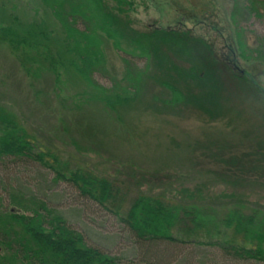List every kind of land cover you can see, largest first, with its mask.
<instances>
[{"label": "rangeland", "instance_id": "obj_1", "mask_svg": "<svg viewBox=\"0 0 264 264\" xmlns=\"http://www.w3.org/2000/svg\"><path fill=\"white\" fill-rule=\"evenodd\" d=\"M260 1V10H264V0ZM132 5L126 16L139 33H148L151 28L184 30L211 44L223 60L229 57V45L235 48L234 42L229 43L230 38L235 39L230 22L233 0H133ZM43 14L54 38L60 36L48 11L43 10ZM23 18L32 21L33 17L27 12ZM239 26L245 49L258 47L264 38V15L248 18ZM144 41L147 44V39ZM101 45L106 72L96 75L95 81L103 90L89 87L68 71L57 92L48 76L36 85L30 84L5 47L0 46V109L14 116L71 167L88 170L120 186L116 197L123 212L132 200L143 195L163 196L179 205L193 201L209 207L218 217L235 207L246 213L256 210L264 219V164H260L262 171H256L259 159L250 155L256 147L264 148V95L258 93L253 98L250 89H243V97L231 93V111L228 113L224 106L222 113H212L213 117L190 105L164 106L172 99L161 84L172 81L158 76L160 71L153 61L135 101L120 106L115 104L111 88L128 87L123 77L135 66L142 68L143 63L135 58L141 49L135 44L123 45L125 54L112 48L111 41L104 40ZM182 47H172L171 52L189 56V49ZM124 58L133 65L127 68ZM259 63L247 62L241 56L236 60L237 68L252 74H247L248 79L264 92V62ZM197 70L199 67L189 69L190 73ZM188 84L194 85L192 81ZM175 85L185 91L180 82ZM231 158L239 162L237 167L226 166ZM260 159L264 163V154ZM239 166L243 173L236 170ZM0 169L7 182L17 188L25 185L37 199L64 213L74 229L85 231L89 241L109 249L112 256L129 249L130 239L118 219L80 202L74 189L48 183L51 176L43 169L10 161L0 163ZM3 193L0 187V195ZM2 206H6L4 201H0ZM155 248L164 257L163 262L170 264H255L226 260L209 248L188 244L167 249L166 242H161Z\"/></svg>", "mask_w": 264, "mask_h": 264}, {"label": "trees", "instance_id": "obj_2", "mask_svg": "<svg viewBox=\"0 0 264 264\" xmlns=\"http://www.w3.org/2000/svg\"><path fill=\"white\" fill-rule=\"evenodd\" d=\"M132 4L133 0H0V46L5 47L30 84L36 85L48 76L57 92L68 71L89 87L102 89L95 76L106 72L101 48L104 40L111 41L118 53H125L123 45H138L141 50L135 58L143 63L142 68L135 66L136 69L126 72L123 80L128 83L127 88H111L112 98L120 106L135 101L153 61L160 71L158 76L172 81L161 84L170 91L172 99L164 106L190 105L213 117L225 107L228 113L231 111V93L243 97V89H250L253 98L258 93L264 95L248 79L247 74H252L239 70L236 64L240 56L250 63L264 62V38L258 47L245 49L239 26L248 18L263 17L262 1L233 0L230 22L235 28V39L230 38L229 43L234 42L235 48L229 45L227 60L219 59L211 44L184 30L151 28L148 33L137 32L126 16ZM43 10L57 24L60 36L54 38V32L47 28ZM27 12L32 21L22 19ZM176 46L189 49V56L172 53L171 48ZM163 48L167 51L162 52ZM123 62L127 68L133 65L127 58ZM195 67H199L198 72L190 73L189 69ZM261 74L264 77V72ZM191 81L192 86L188 84ZM174 82H180L186 92ZM263 154L264 148L259 147L250 153L252 158L259 159L256 171H262ZM8 161L25 168L36 165L51 176L48 183L74 189L80 202L118 219L130 246L112 256L109 249L89 241L85 231L74 229L64 213L37 199L25 185L17 188L7 182L0 169V187L4 192L0 201L6 205L0 208V264H170L163 262L164 257L155 248L161 242H166L167 249L188 244L209 248L226 260L264 264V219L256 210L246 213L245 209L235 207L218 217L209 207L193 201L179 205L163 196L141 195L123 212L116 197L120 186L88 170L71 167L1 108L0 163ZM225 163L231 167L239 165L235 158ZM240 169L236 170L242 172Z\"/></svg>", "mask_w": 264, "mask_h": 264}]
</instances>
